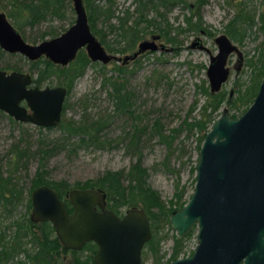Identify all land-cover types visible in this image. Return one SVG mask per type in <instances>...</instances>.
Listing matches in <instances>:
<instances>
[{
  "label": "water",
  "instance_id": "95a60500",
  "mask_svg": "<svg viewBox=\"0 0 264 264\" xmlns=\"http://www.w3.org/2000/svg\"><path fill=\"white\" fill-rule=\"evenodd\" d=\"M71 2L74 23L61 35L36 45L25 42L0 12V48L29 62L44 58L62 68L74 62L80 50L91 63L102 65H125L146 52L173 50L157 44L160 36H152L139 42L133 54H111L91 32L84 1ZM213 41L217 54L210 57L206 77L209 92L216 94L230 76L229 57L236 54L240 64L242 55L225 34ZM198 44L199 38L192 47ZM200 48L206 51L202 45ZM66 96L64 87L39 88L33 86L29 74L0 70V111L16 122L57 128ZM195 179L188 202L172 212L169 223L178 239L196 226L197 246L191 256L170 264H264V76L244 113L233 119L223 108L213 122L198 152ZM67 199L72 215L52 188L33 190L30 220L49 222L66 250L80 251L94 242L96 264H142L143 248L152 237L145 211L130 208L119 218L107 209V196L101 189L71 190Z\"/></svg>",
  "mask_w": 264,
  "mask_h": 264
},
{
  "label": "trees",
  "instance_id": "16d2710c",
  "mask_svg": "<svg viewBox=\"0 0 264 264\" xmlns=\"http://www.w3.org/2000/svg\"><path fill=\"white\" fill-rule=\"evenodd\" d=\"M4 1L6 5L4 7H8L7 17L24 38L25 30L28 28H35L43 22L55 19L65 20L71 7V0ZM83 1L91 32L107 52L112 54H133L138 43L148 35L158 34L166 44L177 48L180 44L177 36L180 34L187 32L208 33V30L204 28L200 14L208 0H192L190 4L185 0H130L133 9L128 7L123 11L118 10L115 0ZM179 4H183L191 12L190 16L186 17V29L181 27L172 29L169 25L155 21L157 16L163 17L162 10L170 11ZM262 5L264 6V0ZM152 14H155V17H152ZM259 20L262 23L260 29L264 32V13L260 15ZM255 24L254 10L247 11L243 4L228 20L224 27V33L234 42L241 44ZM58 35L54 33L42 34L32 42L38 40L41 42L45 40L46 36L54 38ZM111 35L114 36L109 43ZM3 55L4 52L0 49V59ZM137 59L130 63L135 64ZM89 64L90 61L82 50L78 53L76 60L66 68L40 59L32 63L29 70L37 71L38 75L34 81L37 86L51 83L55 77L60 85L70 91L74 81L83 75ZM247 66L252 69L249 84L240 85L236 97L227 95L225 91L211 94L204 85L201 86L199 90L206 97V101L200 108L199 117L191 118V120L185 119L178 128L170 129L168 132H165L160 118L149 122L147 119L144 120L147 114L136 109L134 94L127 85L126 74L129 73L127 64L115 67L117 75H112L104 81V84L108 85L110 89L108 93L112 104L110 112L91 115L87 113L86 109L78 120L67 119L65 114L68 105L64 104L61 123L57 128L43 129L34 126L40 134H43V131H56L58 136L55 139L40 137L33 144L28 131L23 128L24 124L16 122L0 112L1 118H7L13 127L20 129L18 139L10 145L6 156V166L10 172L0 171V218L11 219V223L7 227L3 229L0 227V264H7L9 259L13 258L20 261V264H96L93 254L97 246L94 243L87 244L80 252L67 251L57 239L55 229L49 222L33 224L30 221L31 193L42 186L50 187L57 193L65 203L69 215L73 214V208L67 199L71 190H103L107 196L108 209L117 215L122 214V209L125 208H140L147 214L152 231V238L145 245V254L147 253L153 258L154 264H169L182 256L185 242L192 236L195 228L190 229L181 240L177 239L175 235L173 236V247L165 262L162 261L165 254L161 253V242L166 238V234H163V230L160 229L167 225L171 230L169 227L170 215L184 207L189 200V195L186 188L177 181L173 198L168 202V205L162 201L159 193L152 189L148 183V170L143 165V146L152 138H157L170 150V155L176 137L185 132L187 139L197 135V149L199 150L205 135L209 132L224 103L230 111L240 108H244L245 111L252 104L264 75V52L260 54L257 61L248 60ZM4 69L19 71L17 67H5ZM231 117L235 118L236 115L232 114ZM115 122L128 124L120 133V143L124 144L126 153L134 159L127 170L106 171L95 179L74 184H70L66 180L51 181L48 179L45 167L55 154L80 147L99 148L104 146L106 144L105 134ZM168 158L169 156H167ZM31 160L38 161V167L29 182L28 197L25 203L26 214L22 219L14 218V211L25 201V190L19 186V178L16 174L23 170L27 171ZM195 169L196 166L192 169L193 173ZM68 254L71 257L65 260V256ZM19 256H24V260L19 259Z\"/></svg>",
  "mask_w": 264,
  "mask_h": 264
},
{
  "label": "rangeland",
  "instance_id": "374dc122",
  "mask_svg": "<svg viewBox=\"0 0 264 264\" xmlns=\"http://www.w3.org/2000/svg\"><path fill=\"white\" fill-rule=\"evenodd\" d=\"M118 10L123 11L131 7L130 0H115ZM188 4L192 0H185ZM263 0H208V3L201 9L200 14L204 23V28L208 33L187 32L177 36L180 44L177 48L166 44L163 39L157 41V44H163L166 49L172 48V51H155L146 52L137 59L135 64H127L126 74L128 88L133 92L136 100V109L139 112L147 114L144 120L152 122L156 118H160L165 127V132L170 129L178 128L185 120L198 118L200 108L206 101V97L200 92L201 86H205L209 90V84L206 77L207 66L209 65L210 56L217 54V46L214 38L224 33V27L228 23L237 10L246 6L247 11L254 10L255 26L244 37L241 44L231 40L235 44L242 55V61L239 70H235L237 57L234 54L228 63L230 76L223 85L221 91L231 97H236V92L240 85L249 84L252 69L247 66L248 60L257 61L260 54L264 52V32L260 29L262 26L259 20L260 15L264 13ZM71 2V1H70ZM5 1L0 0V11L7 12L8 7H4ZM163 17H156V22L171 26L172 29L181 27L187 28L186 17L191 12L183 4L176 5L170 11H161ZM155 17V14L151 15ZM75 21V14L71 7L67 12L65 20H53L43 22L35 28L25 30V40L30 44H37L40 41L32 42L42 34L54 33L60 35L65 32ZM195 21V20H194ZM193 21V22H194ZM226 35V34H225ZM114 35L109 36L111 43ZM152 36L148 35L143 40H151ZM46 36L45 39H51ZM199 38L202 46L206 49L199 50L191 48V44L195 39ZM112 54V53H111ZM119 57L124 55L114 54ZM120 63L112 62L103 67L100 63H90L81 77L77 78L70 91L68 92L65 103L68 105L65 117L67 119L78 120L84 111L91 115L110 112L112 109L111 100L108 93L110 89L104 84L105 79L117 75L116 68ZM17 67L21 72L30 73V63L20 55H4L0 60V68ZM103 67V68H102ZM34 76H36L34 74ZM53 82L46 83L43 86L56 87L62 86L56 78ZM229 107L224 103L217 118L220 116L222 109ZM244 112V108L232 110L230 115H239ZM216 118V119H217ZM128 124L115 122L105 134L106 144L102 147L95 148H75L74 150H64L55 154L46 164L48 179L51 181L66 180L70 184L75 182H83L92 180L101 176L106 171L127 170L134 162L132 156L126 153L124 144L120 143V133ZM144 125V124H142ZM23 128L28 131L32 143L35 144L40 137L47 139H55L58 135L56 131L40 134L34 126L24 124ZM20 129L13 127L7 118L0 117V171L9 173L6 166V156L10 145L18 139ZM145 142V141H144ZM197 135L186 138V133L182 132L174 141L173 151L152 138L147 141L142 149L143 165L148 170V183L152 189L159 193L162 201L168 205L173 198L176 182H180L187 190V194L191 195L194 187V179L196 173L192 169L197 165L198 152ZM167 156L169 158L167 159ZM167 160V161H166ZM166 161V162H165ZM166 164H165V163ZM38 167V161L31 160L28 164V170L20 171L16 174L19 178V186L25 190L24 204L14 211V218L22 219L26 214L25 203L28 197L29 182L34 176ZM188 199V198H187ZM126 210L122 209V212ZM31 210L29 211L30 216ZM1 229L7 227L11 223V219L0 218ZM163 234L166 238L161 242V253L165 254L162 259L165 262L173 247L174 232L163 226ZM197 229H194L192 236L186 240L182 256H189L195 249ZM71 255L65 256V260L70 259ZM23 259V256H19ZM143 264H154L153 258L147 253L143 255Z\"/></svg>",
  "mask_w": 264,
  "mask_h": 264
},
{
  "label": "flooded vegetation",
  "instance_id": "af4514ba",
  "mask_svg": "<svg viewBox=\"0 0 264 264\" xmlns=\"http://www.w3.org/2000/svg\"><path fill=\"white\" fill-rule=\"evenodd\" d=\"M0 12H1V13H4V14L6 15V17H7V14H6L7 12H6V13L3 12V11H0ZM7 19L9 20L8 17H7ZM9 22L12 24V22H11L10 20H9ZM12 26L15 28V26H14L13 24H12ZM15 29H16V28H15ZM16 30H17V29H16ZM17 31H18V30H17ZM18 32H19V31H18ZM19 33H20V32H19ZM63 33H64V32H63ZM201 34H204V32H201ZM20 35H21V34H20ZM60 35H61V34H60ZM21 36H22V35H21ZM58 36H59V35H58ZM22 38L25 40V38H24L23 36H22ZM51 39H52V38H51ZM45 40H48V39H45ZM25 42H26V40H25ZM41 42H42V41H41ZM27 43H28V42H27ZM39 43H40V42H39ZM28 44H30V43H28ZM37 44H38V43H37ZM192 44H193V43H192ZM192 44H191V48H197V49L201 50L200 47H201L202 43H201V45L198 44V45H195L194 47H192ZM31 45H33V44H31ZM34 45H35V44H34ZM0 49H1V48H0ZM1 51L4 52V55H5V54H6V55H10V56L18 55V54H8V53H6L5 51H3L2 49H1ZM80 51H82V50H80ZM80 51H79V52H80ZM79 52H78V53H79ZM4 55H3V56H4ZM77 55H78V54H77ZM127 55H129V54H127ZM233 55H234V54H232L231 56H233ZM235 55H236V54H235ZM3 56H2V57H3ZM20 56H21V55H20ZM214 56H215V55H214ZM231 56L229 57L228 63H229V61L231 60V59H230ZM2 57H1V59H2ZM22 57H23V56H22ZM210 57H211V56H210ZM236 57H237V55H236ZM1 59H0V60H1ZM25 59H26V58H25ZM42 59H44V58H42ZM26 60H27V59H26ZM44 60H45V59H44ZM27 61H28V60H27ZM28 62H29V61H28ZM36 62H37V61H36ZM29 63H30V65H31V64L34 63V62H29ZM90 63H91V62H90ZM129 63H130V62H129ZM129 63H127V64H129ZM228 63H227V65H228ZM70 64H71V63H70ZM70 64H69V65H70ZM209 64H210V60H209ZM69 65H68V66H69ZM68 66H67V67H68ZM208 66H209V65H208ZM208 66H207V68H208ZM239 66H240V64L237 63L236 66H235V70H236V71L239 70ZM227 67H228V66H227ZM29 68H30V67H29ZM61 68H62V67H61ZM65 68H66V67H65ZM0 70L5 71V72H7V73H11V72H20V73H23V74H29V75L31 76V78H32V84H33V86H37V85L34 83V81H35V79H36V77H37V75H38L36 70H33V71H30V70H29L30 73H24V72H21L20 69H19V71H10V70H5L4 68H0ZM206 71H207V70H206ZM229 71H230V70H229ZM34 74H35L36 76H34ZM263 76H264V75H263ZM54 78H55V77H54ZM262 78H263V77H262ZM261 81H262V79H261ZM260 84H261V82H260ZM259 86H260V85H259ZM37 87H39V88H44V87H49V86H37ZM56 87H57V86H56ZM61 87H64V88L67 90V94H68V92H69L68 89H67L65 86H61ZM258 90H259V88H258ZM257 93H258V91H257ZM256 95H257V94H256ZM255 97H256V96H255ZM254 99H255V98H254ZM253 101H254V100H253ZM252 103H253V102H252ZM22 105L24 106V103H22ZM250 106H251V105H250ZM250 106H249V107H250ZM249 107H248V108H249ZM248 108H247V109H248ZM245 111H246V110H245ZM245 111H244V112H245ZM0 112H1V111H0ZM244 112H243V113H244ZM2 113H3V112H2ZM241 114H242V113H241ZM5 115H6V114H5ZM239 115H240V114H239ZM6 116H7V115H6ZM8 117H9V116H8ZM237 117H238V115H236V117L233 118V119H236ZM30 125H31V124H30ZM197 162H198V159H197ZM195 173H196V169H195ZM195 176H196V175H195ZM195 180H196V179H195ZM194 185H195V183H194ZM193 189H194V187H193ZM192 192H193V190H192ZM191 194H192V193H191ZM190 196H191V195H190ZM189 198H190V197H189ZM30 199H31V196H30ZM107 209H108V207H107ZM31 210H32V206H31ZM109 210H110V209H109ZM126 210H127V209H126ZM126 210H125V211H126ZM125 211H124V212H125ZM124 212H122V214H119V215H118L119 218H122V217H123ZM30 214H31V213H30ZM116 215H117V214H116ZM147 217H148V216H147ZM29 219H30V216H29ZM148 220H149V219H148ZM30 221H31V220H30ZM31 222H32V221H31ZM32 223H33V222H32ZM41 223H42V222H41ZM149 223H150V221H149ZM33 224H40V223H33ZM169 227H170V223H169ZM193 227H194L195 229H197L196 226H193ZM193 227H192V228H193ZM150 228H151V227H150ZM170 228H171V227H170ZM192 228H190V229H192ZM190 229H189V230H190ZM171 230H172V229H171ZM189 230H188V231H189ZM172 232H174V231L172 230ZM151 233H152V231H151ZM174 233H175V232H174ZM174 235L176 236V233H175ZM185 235H186V234H185ZM185 235H184V236H185ZM176 237H177V236H176ZM151 238H152V237H151ZM183 238H184V237H183ZM183 238H182V239H183ZM196 238H197V235H196ZM177 239H178V238H177ZM150 240H151V239H150ZM179 240H181V239H179ZM196 241H197V240H196ZM148 242H149V241H148ZM148 242H147V243H148ZM89 243H94V242H89ZM89 243H87V244H89ZM147 243H146V244H147ZM87 244H85V245L83 246V248H84ZM94 244H95V243H94ZM146 244H145V245H146ZM95 245H96V244H95ZM96 246H97V245H96ZM196 246H197V244H196ZM83 248H82V249H83ZM195 248H196V247H195ZM82 249H81L80 251H82ZM144 249H145V246H144L143 251H142V264H143ZM97 250H98V247L96 248L95 253L97 252ZM194 250H195V249H194ZM67 251H69V250H67ZM80 251H76V252H80ZM95 253L93 254V259H94ZM193 253H194V251H193L189 256H191ZM169 256H170V255H169ZM180 257H184V255H183V256H180ZM180 257H179V258H180ZM18 258H19V257H18ZM19 259H20V258H19ZM16 260H17V259H14V258H13V259H9V261H8L7 264H20V261H16ZM21 260H24V256H23V259H21ZM171 262H172V261H171ZM169 264H170V263H169Z\"/></svg>",
  "mask_w": 264,
  "mask_h": 264
}]
</instances>
